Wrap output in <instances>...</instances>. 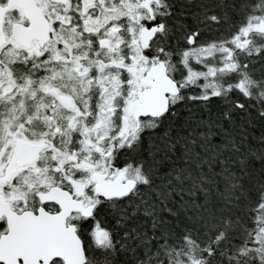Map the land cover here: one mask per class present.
Here are the masks:
<instances>
[{"label":"snow or ice","instance_id":"1","mask_svg":"<svg viewBox=\"0 0 264 264\" xmlns=\"http://www.w3.org/2000/svg\"><path fill=\"white\" fill-rule=\"evenodd\" d=\"M0 264H264V0H0Z\"/></svg>","mask_w":264,"mask_h":264}]
</instances>
